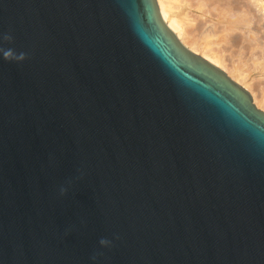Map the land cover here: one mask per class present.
<instances>
[{
  "label": "water",
  "instance_id": "1",
  "mask_svg": "<svg viewBox=\"0 0 264 264\" xmlns=\"http://www.w3.org/2000/svg\"><path fill=\"white\" fill-rule=\"evenodd\" d=\"M0 264H264V111L155 0H0Z\"/></svg>",
  "mask_w": 264,
  "mask_h": 264
},
{
  "label": "bare ground",
  "instance_id": "2",
  "mask_svg": "<svg viewBox=\"0 0 264 264\" xmlns=\"http://www.w3.org/2000/svg\"><path fill=\"white\" fill-rule=\"evenodd\" d=\"M190 51L248 90L264 111V0H155Z\"/></svg>",
  "mask_w": 264,
  "mask_h": 264
},
{
  "label": "rangeland",
  "instance_id": "3",
  "mask_svg": "<svg viewBox=\"0 0 264 264\" xmlns=\"http://www.w3.org/2000/svg\"><path fill=\"white\" fill-rule=\"evenodd\" d=\"M230 77V76H229ZM231 78V77H230ZM232 79V78H231ZM233 80V79H232ZM240 85V84H239ZM241 86V85H240ZM248 91V90H247ZM249 92V91H248ZM249 94H250V92H249ZM251 95V94H250ZM262 110V109H261ZM263 111V110H262Z\"/></svg>",
  "mask_w": 264,
  "mask_h": 264
},
{
  "label": "clouds",
  "instance_id": "4",
  "mask_svg": "<svg viewBox=\"0 0 264 264\" xmlns=\"http://www.w3.org/2000/svg\"><path fill=\"white\" fill-rule=\"evenodd\" d=\"M101 243H105V241H101Z\"/></svg>",
  "mask_w": 264,
  "mask_h": 264
}]
</instances>
